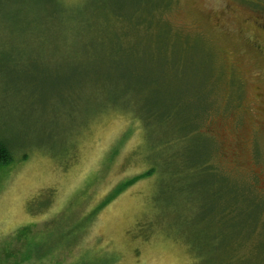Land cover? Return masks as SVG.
I'll return each instance as SVG.
<instances>
[{"label": "rangeland", "instance_id": "1", "mask_svg": "<svg viewBox=\"0 0 264 264\" xmlns=\"http://www.w3.org/2000/svg\"><path fill=\"white\" fill-rule=\"evenodd\" d=\"M260 25L264 0H0V264H215L253 223L215 218L222 175L264 193ZM198 113L216 177L177 140Z\"/></svg>", "mask_w": 264, "mask_h": 264}, {"label": "trees", "instance_id": "2", "mask_svg": "<svg viewBox=\"0 0 264 264\" xmlns=\"http://www.w3.org/2000/svg\"><path fill=\"white\" fill-rule=\"evenodd\" d=\"M181 66V63H179L178 68L181 69ZM165 68L166 74L173 71V65L165 64ZM118 82L121 85L129 83L127 79H119ZM122 103L124 104L125 102ZM204 114H190L191 116H187L188 120L185 119L181 124H178L176 131H183V133L181 136H178L177 140L181 144L186 143L184 147L185 150L183 149L182 153H187L190 158L189 160L191 164L187 166V168L192 174L211 172L213 177H216L221 173L215 163L216 155H219L220 151L218 147L215 146L214 139L210 138L206 133L199 132L198 120ZM173 119L171 113L166 116V122L170 123ZM142 120L147 126V118L143 117ZM193 137L195 139V146L194 144H190L192 139L189 140V138ZM207 138H210L211 140ZM198 143H202V147H200V144ZM10 162H12L10 148L6 144L4 145L0 143V164L8 165ZM154 166L149 167L150 170L145 174L119 184L111 193L113 199L133 183L150 176H156L157 170ZM181 169L184 170L186 168L181 167ZM222 178L227 182V184L225 182V184H223L226 186L225 189L227 190V193L226 197L222 199L223 203L213 207V210L217 211L214 213L217 221H230L236 215L238 210H242V215L250 214V217L253 218V223L245 226L238 235L230 237L225 253L217 257L214 263L264 264V193L256 189L254 185H240L236 182L230 181V179L224 174L222 175ZM216 194L217 198L220 199L222 192L217 190ZM241 203H249L250 205L248 207L239 206ZM94 216L95 214L92 215L91 218ZM244 220L247 221V219ZM24 232L26 231H21L19 237L25 236L26 234H24Z\"/></svg>", "mask_w": 264, "mask_h": 264}, {"label": "flooded vegetation", "instance_id": "3", "mask_svg": "<svg viewBox=\"0 0 264 264\" xmlns=\"http://www.w3.org/2000/svg\"><path fill=\"white\" fill-rule=\"evenodd\" d=\"M259 27V26H258ZM260 28L262 29V30H264V25H260ZM264 32V31H263ZM262 104H263V107H264V98H263V100H262Z\"/></svg>", "mask_w": 264, "mask_h": 264}]
</instances>
